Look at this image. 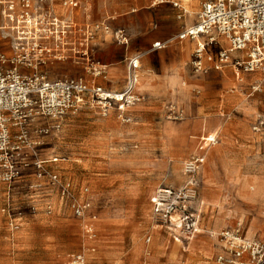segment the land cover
I'll return each instance as SVG.
<instances>
[{"label": "rangeland", "instance_id": "374dc122", "mask_svg": "<svg viewBox=\"0 0 264 264\" xmlns=\"http://www.w3.org/2000/svg\"><path fill=\"white\" fill-rule=\"evenodd\" d=\"M77 1L79 6L75 9V13H85L89 8L88 5H91V9L89 8L91 19L89 25L79 24L73 20V26L76 28L75 51L79 56L86 51L88 34L86 35L84 28L90 26L89 33L94 35V39L89 42L90 58L80 60L79 64L58 63L52 75L55 78L79 75L84 76L90 85H105L109 68L103 64L97 65L98 40L104 35V39L108 42L105 47L107 54L115 55L120 59L121 53L115 39L118 30L109 25V31L104 28L97 30L96 25L103 23V20H99V10L105 4L110 6V15H121L137 5L146 7L151 0ZM66 2L68 0H54V8L59 20L65 18L57 10L59 7L65 8ZM222 45L224 42L220 40L216 47ZM239 57H241L240 53L233 54L234 59ZM93 63L96 65L91 67ZM94 67L103 70V74L98 78L94 76ZM123 71L121 69L117 73L123 74ZM248 79L243 90L239 88V93H244L248 102L231 115L233 122L248 130L245 136L241 134L242 129L239 127L235 141L237 149L243 146L249 150L246 157L248 160H228L222 163L217 159L216 153L212 154L211 158L208 153L222 144L223 135L220 145L212 146L211 149L200 138L198 155L205 156L206 162L201 169L200 199L193 212L199 220L202 218V226L208 231L219 234L227 228L235 229L242 225L245 233L249 232V236L257 234V238H261L260 236L264 234V192H259V186L264 184V140L261 134L256 133L252 128L257 124L255 119L257 115L261 114L264 120V74H249ZM256 82L262 84L263 92L252 95V86ZM182 85L181 83V88ZM193 89L194 87L190 86L184 87L186 93ZM181 90L176 88L172 91V96L163 103L161 111L153 114L154 119L149 124L150 137L147 142H143V136L137 129L138 118L136 120L131 118L130 123H124L119 119L117 112L112 111L111 116L105 118L99 109L90 106L84 107L79 114L66 118L61 131L52 130L50 135L42 137L34 132L33 137H40L42 142L36 148V154L24 150L22 158L17 159L20 172L18 178L11 185L0 184V227L8 228V225L16 224L19 219L29 220L40 215L84 220L76 215L73 206L86 201L91 204L86 218L97 217L99 220L102 215L111 218L128 216L130 221H127L123 227L116 225L115 228L114 226L102 228L98 239L106 245L105 251L101 252L97 249L94 251L90 248L92 257L85 258L84 264H118L114 262V249L119 242L116 241L113 233L120 231L128 234L123 242L125 254H128L131 230L145 226V223L151 228L161 227L159 230L162 238L173 244L179 235L173 233L170 228L160 226L154 220L150 199L160 187L181 188L186 180L181 171L184 163L198 156L192 154V157H187L179 163L172 155L179 151L178 149L185 148L188 141H192L189 138L190 132L181 127L184 123L190 125L192 115L188 113L186 121V116L183 120L170 117L172 106L179 111L186 107V97L182 96ZM129 112L128 117H130ZM41 121L35 123L34 127H38ZM54 158H59L60 161L48 163L49 169L60 176L63 185L71 184V194L64 200L61 197L60 186H54L48 179L39 180L37 176L36 160L51 161ZM178 179L182 180L179 184ZM246 182V191L255 195L253 199L245 198L243 186ZM39 184L43 187L36 188L35 186ZM86 189L89 193L85 192ZM207 195L208 198L212 195L219 196L220 202L208 203ZM32 228L41 232L39 226ZM59 228L55 232H43L52 233L57 245L63 247H57L56 253H35V258H31L33 256L31 255L26 259L28 264H72L77 260L76 257L88 253L83 247V231L80 226H74L73 230L61 226ZM71 232L75 237H68V233ZM148 237L147 234L143 236L146 245H150L146 242ZM152 244L153 240L151 247ZM66 247L68 248L65 249Z\"/></svg>", "mask_w": 264, "mask_h": 264}, {"label": "built area", "instance_id": "2783aa9c", "mask_svg": "<svg viewBox=\"0 0 264 264\" xmlns=\"http://www.w3.org/2000/svg\"><path fill=\"white\" fill-rule=\"evenodd\" d=\"M162 1L173 2L179 7L174 0ZM201 4L197 24L178 36L180 40L206 37L205 42L198 41L192 62L195 71L206 74L211 69L222 71L232 66L237 76L264 74V0H202ZM78 6L77 0H68L64 5L71 11ZM73 25L72 19L57 18L54 0H0V184L11 185L18 178L17 159L22 158L24 150L36 154V148L42 144L40 137L50 135L52 130L61 131L63 121L79 114L84 107L99 109L105 118L115 110L122 122L130 123L132 119L127 116L128 111L143 101L136 93L134 73L139 58L129 62L128 84L121 92L90 85L84 76L53 77L52 71L58 63L79 64L80 60L90 58L89 42L94 39L89 33L90 26L84 28L88 44L86 51L79 56L75 51L76 28ZM96 28L110 30L103 23ZM219 38L225 39L229 47L220 49L218 62L213 68H207L204 60L213 62V57L207 55V48L216 46ZM115 39L119 44H129L123 30L115 33ZM166 46L167 43L158 42L153 48L161 50ZM235 53H240L241 57L234 59ZM95 65L93 63L91 67ZM93 71L95 78L103 74V70L95 67ZM262 87L258 83L253 85L252 95L262 93ZM170 113L175 120L185 118V113L174 106ZM40 121L42 123L34 127ZM253 130L264 140L262 116ZM34 132L40 137L34 138ZM203 141L210 147L219 144L217 136ZM59 161V158L51 161L37 159L35 166L38 179H48L54 186H60L64 200L71 194V184L63 185L60 176L48 166V163ZM204 164L203 155L187 161L184 164V185L178 189L160 187L152 198L154 220L187 239L202 231L193 208L200 199V176ZM35 187L42 188L43 185ZM73 207L78 217L86 218L91 205L85 201ZM243 229L240 225L217 234L223 244V253L216 260L218 264H264V239L248 238ZM76 261L84 263L82 257H77Z\"/></svg>", "mask_w": 264, "mask_h": 264}, {"label": "crops", "instance_id": "0c3cea01", "mask_svg": "<svg viewBox=\"0 0 264 264\" xmlns=\"http://www.w3.org/2000/svg\"><path fill=\"white\" fill-rule=\"evenodd\" d=\"M174 2L179 3L178 8L172 4L173 2L151 0L148 6L141 7L137 5L129 12L121 15H110V6L104 4L101 7L99 20H103V24H107L115 30L125 31L129 38V44H117L121 53V57L118 59L115 55L107 54L105 47L108 42L104 39V35L98 40L99 62L109 68L105 85L99 84V86L110 91H123L129 80V62L134 58H139V66L134 73L136 83L137 76L140 74V84H138V87L136 84V93L143 98V101L137 104L134 109L129 110V115L130 118L135 120L138 118L137 125L139 126L137 129L140 130V135L143 136V142L149 140V124L154 119L153 114L161 111L163 103L172 96L171 92L178 88L182 89V96L186 97V107L182 109L186 116L185 121L188 119V113L192 115L193 119L192 124L190 123L189 126L185 123L181 124L182 129L190 132L189 138L192 141H188L185 148H180L179 151L172 153L176 160L180 163L192 154L198 155V140L200 138L204 140L210 136H217L221 143V135H223L222 144H219L218 148L212 149L208 153L211 158L212 154L216 153L217 159L222 163L228 160L246 161L248 160L246 157L249 150L243 146L237 149L238 146L235 143L236 132L241 126L233 122L231 115L236 109H242L248 102L245 94L239 93V88L243 90L246 80L249 81V74L237 76L236 70L232 66H227L222 71L211 69L206 74L197 73L192 62L198 47V41L205 42L206 37L199 40H180L178 36L183 30L197 24L202 8V0H174ZM88 6L91 9V5ZM89 8L82 14H76L75 10H65L63 7H59L57 11L65 19H72L79 24L89 25L91 19ZM220 40L224 42V46L207 48V55L213 57V62H209L207 59L204 60L207 68H213V65L218 62L220 49L229 47L225 39L220 38ZM158 42L167 43L166 48L155 50L153 47ZM121 69L124 70L123 74H118L117 71ZM181 83L183 84L182 88ZM187 86L194 87V89L186 93L184 87ZM260 116L262 115H257L255 119L258 120ZM241 129V134L246 136L248 130L244 127H241ZM254 135L256 134L254 133ZM204 144L210 148L209 144ZM181 171H183L184 177V168ZM181 181V179H178L177 183L179 184ZM244 186L247 189V182ZM263 186L264 184L259 186L260 192H264ZM246 189V193H244L246 199H251ZM85 192L89 193V190L86 189ZM153 196L150 199L152 214ZM206 198L208 203L220 202L217 195H212L209 198L207 195ZM127 217L111 218L102 215L99 220L97 217L78 220L40 215L29 220L19 219L16 224L8 225V228L0 227V264H28L26 259L31 255H33L31 258H35V253H56L57 247L61 248L63 246L57 245L52 233L43 231L55 232L59 226L68 230H73L74 226H80L83 231V247L88 253L78 257H82L85 263V258L91 259L92 257L90 248H93L94 251L95 249L101 252L105 251L106 245L98 239L102 228L106 226H114L115 228L116 225L123 227L127 221H130ZM200 222L202 231L191 239L184 238L178 232L172 230L173 233L179 235L173 244L162 238L161 230H159L161 227L159 228V226L151 228L149 224L145 223V226L133 228L129 234L130 247L128 254H125V247H123L125 245L123 242H125L128 234L115 231L113 234L119 244L114 249V262L118 264H218L216 260L223 253V244L214 231H208L202 226V218ZM14 226L18 227L15 228ZM32 226H39L41 232H37V229H33ZM262 230L263 228H261ZM144 234L151 238L149 242L146 241L150 245L145 244ZM246 234L248 238H257V234L254 236H249V232ZM68 237L73 238L75 235L71 232L68 233ZM260 237L264 239V234Z\"/></svg>", "mask_w": 264, "mask_h": 264}, {"label": "bare ground", "instance_id": "6f19581e", "mask_svg": "<svg viewBox=\"0 0 264 264\" xmlns=\"http://www.w3.org/2000/svg\"><path fill=\"white\" fill-rule=\"evenodd\" d=\"M65 9V8H64ZM66 10V9H65ZM189 20V19H188ZM65 24V23H64ZM191 45V44H190ZM224 46V45H223ZM184 52H185V50H184ZM214 52V51H213ZM239 54V53H238ZM138 63V62H137ZM138 66H139V63H138ZM157 74V73H156ZM152 76V75H151ZM138 77V79H137V87H138V84H140V79H139V77H140V74H139V76H137ZM142 77V76H141ZM206 77V76H205ZM257 83V82H256ZM239 88V87H238ZM264 88V87H263ZM241 90V89H240ZM236 91H238V90H236ZM233 92V91H232ZM241 94V93H240ZM249 97V96H248ZM238 98V97H237ZM247 98V97H246ZM245 101H246V99H245ZM247 102V101H246ZM250 102V101H249ZM250 104V103H249ZM241 105V104H240ZM239 105V106H240ZM256 105V104H255ZM251 106V105H250ZM245 115V114H244ZM108 124H110L109 122H108ZM173 126V125H172ZM179 128V127H178ZM224 128V127H223ZM221 132V131H220ZM222 136V135H221ZM167 147V146H166ZM206 155V154H205ZM191 157H192V155H191ZM263 188H264V186H263ZM245 186H244V193H246L245 192ZM260 189V188H259ZM264 190V189H263ZM261 190H259V192H260ZM261 193V192H260ZM153 196V195H152ZM151 196V197H152ZM250 197H251V199H253L254 197H255V195L254 194H250ZM245 198H247L246 196H245ZM73 264H79L77 261H75Z\"/></svg>", "mask_w": 264, "mask_h": 264}]
</instances>
